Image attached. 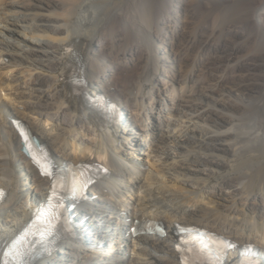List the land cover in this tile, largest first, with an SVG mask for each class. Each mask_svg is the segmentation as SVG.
I'll use <instances>...</instances> for the list:
<instances>
[{
	"label": "bare ground",
	"instance_id": "6f19581e",
	"mask_svg": "<svg viewBox=\"0 0 264 264\" xmlns=\"http://www.w3.org/2000/svg\"><path fill=\"white\" fill-rule=\"evenodd\" d=\"M15 116L58 167L106 170L34 264H188L190 228L264 264V0H0V240L50 186Z\"/></svg>",
	"mask_w": 264,
	"mask_h": 264
},
{
	"label": "snow or ice",
	"instance_id": "6c2138e0",
	"mask_svg": "<svg viewBox=\"0 0 264 264\" xmlns=\"http://www.w3.org/2000/svg\"><path fill=\"white\" fill-rule=\"evenodd\" d=\"M34 162L37 163L39 167H41L43 175H47L51 178V187H50L51 195L46 198L48 202H51L58 195V187L61 185V180L56 176V173L54 171V165H52L50 161H44L43 163H41V161L36 160L34 158ZM79 167L85 168L86 165H84L82 162ZM100 170L106 171L105 169L102 168ZM81 176H83V172H81ZM82 186L84 185L78 186L77 184H72L69 190L73 195H75L76 192L79 190V187ZM37 207H39V205ZM23 232L24 229H21L17 232L16 236H14L13 238L4 239L3 241L4 247L2 250H0V264H7V261L4 259L5 257H9L10 259L14 258L17 264H19V262L23 260L24 252L19 250V246L23 244V240L27 239V237L23 235ZM184 243L188 244L189 242L185 241ZM177 251L182 252V246H178ZM181 264H185V261L182 260Z\"/></svg>",
	"mask_w": 264,
	"mask_h": 264
},
{
	"label": "rangeland",
	"instance_id": "374dc122",
	"mask_svg": "<svg viewBox=\"0 0 264 264\" xmlns=\"http://www.w3.org/2000/svg\"><path fill=\"white\" fill-rule=\"evenodd\" d=\"M122 75H123V76H126V75H127V72H123ZM14 118H16V119H20L19 117H16V116H15Z\"/></svg>",
	"mask_w": 264,
	"mask_h": 264
}]
</instances>
